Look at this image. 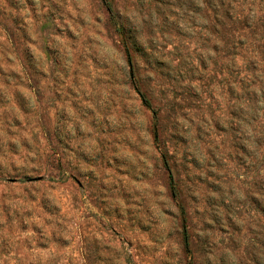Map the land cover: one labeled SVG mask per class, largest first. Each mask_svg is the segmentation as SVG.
<instances>
[{"label":"rangeland","instance_id":"374dc122","mask_svg":"<svg viewBox=\"0 0 264 264\" xmlns=\"http://www.w3.org/2000/svg\"><path fill=\"white\" fill-rule=\"evenodd\" d=\"M0 264H264V0H0Z\"/></svg>","mask_w":264,"mask_h":264}]
</instances>
